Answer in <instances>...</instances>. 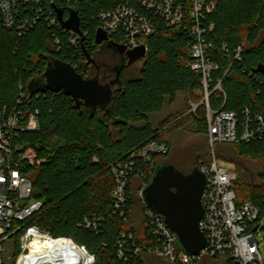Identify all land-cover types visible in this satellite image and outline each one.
Returning <instances> with one entry per match:
<instances>
[{
	"label": "trees",
	"instance_id": "trees-1",
	"mask_svg": "<svg viewBox=\"0 0 264 264\" xmlns=\"http://www.w3.org/2000/svg\"><path fill=\"white\" fill-rule=\"evenodd\" d=\"M47 1V0H46ZM64 15L67 16V5ZM47 1V8L52 5ZM77 4L80 29L88 33L85 43L73 47L68 34L59 26H50L45 19L23 36L15 29L2 26L0 17V106L13 107L24 93V109L38 111L39 130L22 133L18 142L23 149L32 148L38 164H24V175L31 181V199L42 202L44 210L28 221L53 237L71 238L84 245L94 256L93 264H127L115 255L116 239L121 231L133 234L138 245L153 243L144 227L143 203L137 196L139 180L131 176L127 187L128 203L125 220L113 212L114 180L109 166L149 141L164 143L165 155L154 156L155 165L168 162L173 143L180 132L207 137L206 109L198 104L194 113L188 112L190 103L202 99L200 75L191 70L188 31L168 27L157 19L155 33L144 40L146 53L136 75L120 70L111 101L105 109H87L63 93L46 91L31 93L30 85L41 82L47 64L52 61L68 63L81 74L84 59L95 48L94 36L99 27L95 18L103 3L93 0H69ZM207 38L218 48L210 53L218 69L212 73L208 99L211 111H234L238 115L244 107L264 115V75L254 73L257 65H264V0H218L207 17ZM55 36L59 43H55ZM110 40L120 44L117 36ZM225 43L228 52L220 46ZM243 44L240 60L233 59L232 50ZM220 81L222 91L213 90ZM21 87V90L19 89ZM177 94L188 101L183 112L162 120L155 128L153 117L159 115ZM216 159L233 165L236 180L232 184L236 205L248 202L264 215V138L249 143L216 144ZM199 168L211 160L208 144L190 154ZM152 177V176H151ZM147 180L149 183L150 178ZM102 218L98 233L79 226L84 217ZM18 232L12 236L13 263L20 253ZM151 254L142 253L138 264H145ZM222 257L205 258L223 264ZM150 264H156L151 261ZM157 264H166L164 261ZM199 264V263H197Z\"/></svg>",
	"mask_w": 264,
	"mask_h": 264
},
{
	"label": "built area",
	"instance_id": "built-area-1",
	"mask_svg": "<svg viewBox=\"0 0 264 264\" xmlns=\"http://www.w3.org/2000/svg\"><path fill=\"white\" fill-rule=\"evenodd\" d=\"M47 1L0 0L2 26L7 30L15 29L20 37L32 30L37 21L43 18L50 26H59L66 32L73 47L77 48L83 43L87 45L88 32L81 31L80 20V34H77L72 30L63 29L55 13V8H61L63 19H67L70 10H77V4L71 6L69 0H65L68 8L65 17L62 2L49 0L48 3L54 8L50 10L47 8ZM93 1L103 3L95 15L100 24L98 28L108 40L117 36L121 41L119 45H123L126 50L145 46L144 40L157 29V19L162 20L168 27L189 32L192 37L190 68L200 75L202 99L199 103H190L188 112L194 113L200 103L205 105L207 139L211 148L210 162L199 166V170L205 175V185L200 198L202 216L198 228L206 240V246L197 255L183 253L163 216L150 209L142 200V190L156 168L153 157L165 155L167 146L164 143L149 141L109 166L114 180L111 194L113 212L125 220L129 198L127 187L130 177L136 176L140 182L137 196L143 203L144 227L153 241L149 246H140L132 233L121 231L116 239V258L127 264H138L140 254L147 253L162 259L166 264H197L202 259L217 256L222 257L225 264H264L256 239L264 215L260 216L258 208L248 202L236 205L232 189L236 180L234 167L230 163H227L226 167L221 166L220 160L216 159L213 153V146L216 144L249 143L264 138V115L253 113L248 107H244L239 115L234 111H211L209 108L212 73L218 69L210 53L218 46L207 38L206 21L218 0ZM55 43H59L56 36ZM87 46L91 47L89 44ZM220 49L229 51L225 43ZM242 50L243 44L232 50L234 60H240ZM73 68L76 69V66ZM19 89L21 90V87ZM213 90L222 91L219 80ZM24 99V93L20 91L17 105L0 106V264H4L2 244L18 232H21L20 253L14 264H26L24 258L29 254L28 244L34 239L49 242L51 248L60 252L63 250L61 244L66 243L83 255L81 264H93L94 256L84 245L74 243L71 238L53 237L36 225H26L41 214L44 207L41 201L31 199L32 184L23 171L24 164H38L39 160L34 155L28 156L29 149H23L22 143L17 141L22 133H34L39 130L38 111L24 109ZM103 222L102 218L92 215L84 217L79 226L98 233L103 228ZM56 259L58 260L59 256Z\"/></svg>",
	"mask_w": 264,
	"mask_h": 264
},
{
	"label": "water",
	"instance_id": "water-1",
	"mask_svg": "<svg viewBox=\"0 0 264 264\" xmlns=\"http://www.w3.org/2000/svg\"><path fill=\"white\" fill-rule=\"evenodd\" d=\"M55 13L63 29L80 34L76 11L70 10L67 19H63V9L55 8ZM94 42L96 45L105 43L114 52L125 54L127 57L125 66L143 59L146 53L145 46L126 50L123 45L108 40L99 28L95 31ZM83 55L86 64L94 63L86 50L83 51ZM119 72L120 70L117 77ZM254 73L264 75V65H257ZM41 80L40 87L35 83L30 85L31 93L61 92L74 101L77 109L83 104L92 111L108 106L112 95L111 86L116 82L113 80L101 85L97 77L84 79L71 65L60 61L49 62ZM204 185L205 175L199 168L195 167L189 173L183 174L171 163H161L156 166L149 183L141 193L143 202L163 216L166 225L176 237L179 249L186 255H197L206 246V240L198 228L202 216L200 198Z\"/></svg>",
	"mask_w": 264,
	"mask_h": 264
},
{
	"label": "rangeland",
	"instance_id": "rangeland-1",
	"mask_svg": "<svg viewBox=\"0 0 264 264\" xmlns=\"http://www.w3.org/2000/svg\"><path fill=\"white\" fill-rule=\"evenodd\" d=\"M142 66V61H138L134 63L129 71L131 72V75H136L139 71V69ZM41 82L35 83L36 86L40 87ZM187 100L185 99V96L182 94H177L175 96V99L173 102L167 103L164 107V110L157 116L153 117L151 120V124L156 128L157 125L164 119H166L168 116H171L178 112H183L185 110V106L187 104ZM176 139L173 143V147L170 150L169 156H168V162H170L172 165L181 168V169H191L194 165V157L190 156V154L193 155L194 152H196L197 149L202 148L206 146L207 144V137L203 134H191V133H185L180 132L176 135ZM23 145V144H22ZM23 147V146H22ZM210 147V146H209ZM28 150V156L34 157L36 156L35 151L32 148H26ZM211 152V148H210ZM219 164L223 167H226L227 163L219 161ZM13 239V238H12ZM8 239L5 243L2 244V256H3V262L4 264H14L12 259V253H13V240ZM257 242L259 244V251L261 253L262 258H264V219H262L260 223V229L258 230L257 236H256ZM19 243H20V236H19ZM149 260H146L145 264H150L151 261L153 263H162V259L154 256L149 255ZM223 264H225L224 259L222 260ZM15 262V261H14ZM199 264H213L212 261H204L199 262Z\"/></svg>",
	"mask_w": 264,
	"mask_h": 264
},
{
	"label": "flooded vegetation",
	"instance_id": "flooded-vegetation-1",
	"mask_svg": "<svg viewBox=\"0 0 264 264\" xmlns=\"http://www.w3.org/2000/svg\"><path fill=\"white\" fill-rule=\"evenodd\" d=\"M90 58L93 59L94 63L89 62L86 64L85 58L81 65V74L84 79H91L97 77L98 82L101 85L108 84L109 82L116 80L115 84L111 86L113 90L114 86L118 83L117 72L121 69L129 70L130 66H125L127 63V57L125 54L120 55L114 52L105 43L95 45L93 51L89 53ZM77 69V68H76ZM176 167V166H175ZM183 174L189 173L195 166L191 169H181L176 167Z\"/></svg>",
	"mask_w": 264,
	"mask_h": 264
},
{
	"label": "bare ground",
	"instance_id": "bare-ground-1",
	"mask_svg": "<svg viewBox=\"0 0 264 264\" xmlns=\"http://www.w3.org/2000/svg\"><path fill=\"white\" fill-rule=\"evenodd\" d=\"M61 245V249L63 250L60 252L59 250L51 248L49 242L34 239L28 244L29 254L24 258V261L26 264H81L83 262V255L76 248L70 247L66 243ZM42 255L45 256L41 257ZM58 256L59 259L57 260L56 258Z\"/></svg>",
	"mask_w": 264,
	"mask_h": 264
}]
</instances>
